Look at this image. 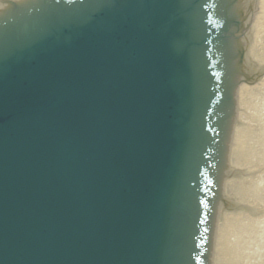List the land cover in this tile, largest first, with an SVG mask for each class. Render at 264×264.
<instances>
[{
  "label": "water",
  "instance_id": "1",
  "mask_svg": "<svg viewBox=\"0 0 264 264\" xmlns=\"http://www.w3.org/2000/svg\"><path fill=\"white\" fill-rule=\"evenodd\" d=\"M240 2L5 8L0 264H209Z\"/></svg>",
  "mask_w": 264,
  "mask_h": 264
},
{
  "label": "bare ground",
  "instance_id": "2",
  "mask_svg": "<svg viewBox=\"0 0 264 264\" xmlns=\"http://www.w3.org/2000/svg\"><path fill=\"white\" fill-rule=\"evenodd\" d=\"M250 29L248 52L263 62L264 0H256ZM254 33L262 35L259 45ZM238 100L247 109L235 128L231 149V160L240 169L225 181L235 193L230 204L234 210L222 213L213 251L217 264H264V75L255 85H242Z\"/></svg>",
  "mask_w": 264,
  "mask_h": 264
},
{
  "label": "rangeland",
  "instance_id": "3",
  "mask_svg": "<svg viewBox=\"0 0 264 264\" xmlns=\"http://www.w3.org/2000/svg\"><path fill=\"white\" fill-rule=\"evenodd\" d=\"M257 30H259V28H258ZM259 32H260V31H259ZM257 33H258V31H257ZM254 35H255V36H254V39H256V41H257V43H258V42H259V38H260L259 36H262V35H261V33H260V35L254 33ZM260 39H261V38H260ZM258 45H259V43H258ZM262 64H264V61L262 62ZM260 66H261V65H260ZM241 109H242V110H241L242 113L244 112V110H247V109H246V104H244L243 107H242ZM234 165H235V164H234ZM235 166H236V165H235ZM230 178H233V177L231 176ZM234 194H235V193H234V190L231 191L230 188H229V193H228V195H230V198H231V199H233ZM222 209L224 210V215L233 211L232 207H228V206L223 205V204H222ZM218 259H219V255H218ZM215 264H217V262H216ZM218 264H219V261H218Z\"/></svg>",
  "mask_w": 264,
  "mask_h": 264
}]
</instances>
